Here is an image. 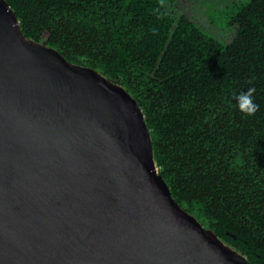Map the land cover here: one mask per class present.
<instances>
[{
    "label": "water",
    "instance_id": "obj_1",
    "mask_svg": "<svg viewBox=\"0 0 264 264\" xmlns=\"http://www.w3.org/2000/svg\"><path fill=\"white\" fill-rule=\"evenodd\" d=\"M0 264H253L172 197L134 97L0 0Z\"/></svg>",
    "mask_w": 264,
    "mask_h": 264
},
{
    "label": "trees",
    "instance_id": "obj_2",
    "mask_svg": "<svg viewBox=\"0 0 264 264\" xmlns=\"http://www.w3.org/2000/svg\"><path fill=\"white\" fill-rule=\"evenodd\" d=\"M6 2L26 37L136 99L172 197L264 264V0H232L226 41L161 0ZM248 87L259 105L253 115L233 107V94Z\"/></svg>",
    "mask_w": 264,
    "mask_h": 264
},
{
    "label": "rangeland",
    "instance_id": "obj_3",
    "mask_svg": "<svg viewBox=\"0 0 264 264\" xmlns=\"http://www.w3.org/2000/svg\"><path fill=\"white\" fill-rule=\"evenodd\" d=\"M161 1L175 16L186 14L221 41L229 40L234 33L227 24V11L232 0H176L173 4Z\"/></svg>",
    "mask_w": 264,
    "mask_h": 264
},
{
    "label": "clouds",
    "instance_id": "obj_4",
    "mask_svg": "<svg viewBox=\"0 0 264 264\" xmlns=\"http://www.w3.org/2000/svg\"><path fill=\"white\" fill-rule=\"evenodd\" d=\"M155 31V29H153ZM254 87L240 90L233 94V107L237 108L241 113L253 115L258 110L259 105L255 102Z\"/></svg>",
    "mask_w": 264,
    "mask_h": 264
}]
</instances>
